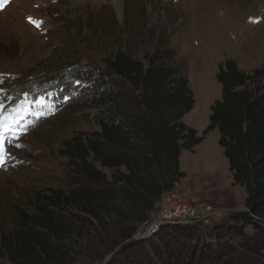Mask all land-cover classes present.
<instances>
[{
  "label": "rangeland",
  "instance_id": "374dc122",
  "mask_svg": "<svg viewBox=\"0 0 264 264\" xmlns=\"http://www.w3.org/2000/svg\"><path fill=\"white\" fill-rule=\"evenodd\" d=\"M157 50L187 78L195 104L183 120L201 135L197 124L221 98L216 73L223 62L232 59L246 73L264 72V0H8L0 8V103L7 110L21 102L30 106L19 121L29 125L4 138L0 232L18 223L19 208L34 212L41 194L99 187L89 185L64 154L67 140L100 130L92 81H61V69L104 70L105 60L117 51L143 60ZM256 86L264 91V75L251 84ZM205 137L208 144H218L214 135ZM220 156L210 171L185 174L173 192L181 202L203 209L200 216L207 221L192 227L194 238L229 230L232 239L242 240L255 233L251 224L233 217L247 210L245 190L233 184L223 151ZM88 161L94 163L92 155ZM94 164L110 180L112 170ZM59 214L70 217L63 210ZM157 214L158 208L139 225L133 234L141 235L137 240L156 236L161 227L149 226ZM72 244L74 264H108L127 241L104 255V246L91 238ZM0 264L10 262L0 258Z\"/></svg>",
  "mask_w": 264,
  "mask_h": 264
},
{
  "label": "trees",
  "instance_id": "16d2710c",
  "mask_svg": "<svg viewBox=\"0 0 264 264\" xmlns=\"http://www.w3.org/2000/svg\"><path fill=\"white\" fill-rule=\"evenodd\" d=\"M105 62L104 70L60 71L61 81H92L100 130L67 140L64 154L89 185L99 187L51 191L37 198L34 212L19 208L18 223L0 232V258L10 264H74L72 242L91 238L104 246L103 255L128 242L108 264H264V91L251 87L264 72L246 73L225 60L216 73L221 98L211 105L208 124L197 135L183 120L195 104L193 91L161 51L143 60L117 51ZM214 129L232 182L246 194L247 210L233 217L251 224L255 233L239 240L229 230L215 231L196 239L193 226H162L156 236L133 241L161 195L174 191L185 177L182 150H192ZM90 155L112 170L110 180L88 161Z\"/></svg>",
  "mask_w": 264,
  "mask_h": 264
},
{
  "label": "built area",
  "instance_id": "2783aa9c",
  "mask_svg": "<svg viewBox=\"0 0 264 264\" xmlns=\"http://www.w3.org/2000/svg\"><path fill=\"white\" fill-rule=\"evenodd\" d=\"M202 208L181 202L173 191L164 192L158 202V214L155 223L149 226H194L207 221L201 217ZM141 236V235H140Z\"/></svg>",
  "mask_w": 264,
  "mask_h": 264
},
{
  "label": "crops",
  "instance_id": "0c3cea01",
  "mask_svg": "<svg viewBox=\"0 0 264 264\" xmlns=\"http://www.w3.org/2000/svg\"><path fill=\"white\" fill-rule=\"evenodd\" d=\"M208 124V119L203 120L202 122L198 123L197 127L200 131H203L205 126ZM195 127V126H194ZM197 132V130H196ZM211 134L212 136L216 137L217 143L216 146L214 144H208L206 141V137L204 140L196 145L192 150H182L180 155V166L182 171L189 176L191 174L200 173L210 171L213 167L214 162L217 160V157L220 158V154L222 152V148L219 145V131L218 129H214L210 131L206 136ZM198 152V157L195 154ZM216 154L215 157L213 154ZM214 156V157H213ZM214 158V159H213Z\"/></svg>",
  "mask_w": 264,
  "mask_h": 264
},
{
  "label": "snow or ice",
  "instance_id": "6c2138e0",
  "mask_svg": "<svg viewBox=\"0 0 264 264\" xmlns=\"http://www.w3.org/2000/svg\"><path fill=\"white\" fill-rule=\"evenodd\" d=\"M7 2L8 0H0V8H2ZM29 20L31 22V18H29ZM3 91V89H0V93ZM24 103L25 102H21L20 105L11 110L5 109L3 103H0V166H2L5 162V149L3 147L4 138L9 133L14 132L15 125L23 119L24 115H27L30 112V106L25 108Z\"/></svg>",
  "mask_w": 264,
  "mask_h": 264
},
{
  "label": "water",
  "instance_id": "95a60500",
  "mask_svg": "<svg viewBox=\"0 0 264 264\" xmlns=\"http://www.w3.org/2000/svg\"><path fill=\"white\" fill-rule=\"evenodd\" d=\"M139 238H140L139 235H133L132 240L135 241V240H137V239H139ZM127 243H128V242H127ZM114 254H115V253L111 254V255L109 256V258H108L106 261H108V260H109Z\"/></svg>",
  "mask_w": 264,
  "mask_h": 264
},
{
  "label": "bare ground",
  "instance_id": "6f19581e",
  "mask_svg": "<svg viewBox=\"0 0 264 264\" xmlns=\"http://www.w3.org/2000/svg\"><path fill=\"white\" fill-rule=\"evenodd\" d=\"M212 16V15H211Z\"/></svg>",
  "mask_w": 264,
  "mask_h": 264
}]
</instances>
